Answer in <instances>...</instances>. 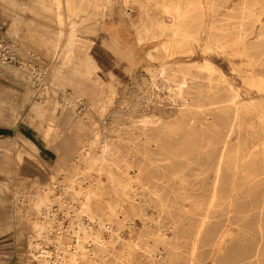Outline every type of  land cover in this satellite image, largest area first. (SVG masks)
<instances>
[{"label":"rangeland","instance_id":"374dc122","mask_svg":"<svg viewBox=\"0 0 264 264\" xmlns=\"http://www.w3.org/2000/svg\"><path fill=\"white\" fill-rule=\"evenodd\" d=\"M0 26V264H264V0H0Z\"/></svg>","mask_w":264,"mask_h":264},{"label":"crops","instance_id":"0c3cea01","mask_svg":"<svg viewBox=\"0 0 264 264\" xmlns=\"http://www.w3.org/2000/svg\"><path fill=\"white\" fill-rule=\"evenodd\" d=\"M11 78V82L13 84H15L14 79L12 77ZM9 76H7L5 74V71L0 74V79H6L7 81L10 80ZM17 94H15L14 91L9 90L7 88H5L4 84L2 83V81H0V100H2V102H6L8 100L11 101L10 99H12L13 102H15L16 98H17ZM10 116V112L8 110L7 113L3 114L2 118H7L9 119ZM20 134V126H10L8 125V123L1 121L0 119V150L1 148H6L5 145H9L6 140H8V137H19ZM1 137H5V139H1ZM5 140V141H4ZM27 143L30 144L31 147L35 148L37 147L33 142H31L30 140H27ZM6 264V263H5ZM8 264V263H7Z\"/></svg>","mask_w":264,"mask_h":264},{"label":"built area","instance_id":"2783aa9c","mask_svg":"<svg viewBox=\"0 0 264 264\" xmlns=\"http://www.w3.org/2000/svg\"><path fill=\"white\" fill-rule=\"evenodd\" d=\"M21 61L18 49L14 42L8 40L3 32V26H0V74H2L8 66L21 68Z\"/></svg>","mask_w":264,"mask_h":264},{"label":"bare ground","instance_id":"6f19581e","mask_svg":"<svg viewBox=\"0 0 264 264\" xmlns=\"http://www.w3.org/2000/svg\"><path fill=\"white\" fill-rule=\"evenodd\" d=\"M74 2H75V1H74ZM84 2H85V1H84ZM82 3H83V2H82ZM59 5H60V4H59ZM178 8H179V7H178ZM92 9H93V8H92ZM79 10H80V9H79ZM175 10H176V9H175ZM67 11H68V10H67ZM71 11H72V10H71ZM182 11H183V10H182ZM69 12H70V11H69ZM79 12H80V11H79ZM185 12H186V11H185ZM184 14H185V13H184ZM181 16H182V15H181ZM182 17H183V16H182ZM176 18H177V17H176ZM179 18H180V17H179ZM178 20H179V19H178ZM183 21H184V20H183ZM179 22H181V21H179ZM179 25H180V24H179ZM262 25H263V24H262ZM77 26H78V25H77ZM175 26H176V25H175ZM176 27H177V26H176ZM180 28H181V27H180ZM262 28H263V27H262ZM179 30H180V29H179ZM174 32H175V31H174ZM182 32H183V31H182ZM184 32H185V30H184ZM173 34H174V33H173ZM174 36H175V35H174ZM181 36H184V35H181ZM72 37H73V36H72ZM72 40H73V39H72ZM208 60H209V59H208ZM205 61H206V60H205ZM163 64H164V63H163ZM206 65H207V64H206ZM253 65H254V64H253ZM167 66H168V65H167ZM161 67H162V66H161ZM207 67H208V66H207ZM209 67H211V66L209 65ZM157 70H158V69H157ZM187 70H188V69H187ZM158 71H159V70H158ZM179 71H180V70H179ZM252 71H253V70H252ZM155 72H156V71H155ZM155 72H154V73H155ZM161 72H162V71H161ZM187 72H188V71H187ZM187 72H186V73H187ZM162 73H164V72H162ZM186 73H185V74H186ZM181 74H182V73H181ZM185 74H184V75H185ZM164 76H165V75H164ZM162 77H163V76H162ZM164 78H165V77H164ZM169 78H170V77H169ZM169 78H168V79H169ZM183 78H184V77H183ZM149 79H151V78H149ZM152 79H153V78H152ZM152 79H151V80H152ZM168 79H167V80H168ZM175 81H176V80H175ZM170 82H171V81H170ZM170 82H169V83H170ZM166 83H167V82H166ZM176 84H177V83H176ZM178 84H181V82H180V83L178 82ZM183 84H184V83H183ZM166 85H167V84H166ZM168 86H169V85H168ZM184 86H185V85H184ZM182 87H183V86H181L180 88H182ZM164 88H165V87H164ZM186 88H187V87H186ZM165 89L168 90V87L165 88ZM165 89H164V90H165ZM173 89H174V88H173ZM263 90H264V89H263ZM168 91H169V90H168ZM177 91H178V90H177ZM172 92H173V91H172ZM173 95H174V94H173ZM177 95H178V94H177ZM237 95H238V94H237ZM182 96H183V95H182ZM233 96H234V95H233ZM235 96H236V94H235ZM172 97H173V96H172ZM183 97H184V96H183ZM230 97H231V96H230ZM175 98H176V97H175ZM181 98H182V97H180V99H181ZM228 98H229V97H228ZM171 99H172V98H171ZM228 100H229V99H228ZM172 101H173V99H172ZM174 101H175V100H174ZM174 101H173V102H174ZM224 101H225V100H224ZM230 101H232V100H230ZM234 101H235V100H234ZM180 102H181V101H180ZM180 102H179V103H180ZM181 103H182V102H181ZM221 103H222V102H221ZM224 103H225V102H224ZM233 103H234V102H233ZM235 104H236V103H235ZM178 105H180V104H178ZM223 105H224V104H223ZM223 105H222V106H223ZM230 107H232V106H230ZM223 108H224V107H223ZM233 108H234V107H233ZM227 109H228V108H227ZM232 110H233V109H232ZM232 114H233V113H232ZM232 114H231V115H232ZM191 115H193V114H191ZM184 116H185V115H184ZM194 116H195V114H194ZM230 117H232V116H230ZM185 118H187V117L185 116ZM191 119H192V118H190V120H191ZM153 120H154V119H153ZM231 121H232V120H231ZM143 122H144V120H143ZM147 122H148V121H147ZM232 123H233V122H232ZM232 123H231V124H232ZM145 124H146V123H145ZM145 124H144V125H145ZM158 124H159V123H158ZM257 131H258V130H257ZM251 133H253V132H251ZM253 135H254V134H253ZM251 136H252V135H251ZM252 138H253V137H252ZM256 138H257V137H256ZM256 138H255V139H256ZM238 144H239V143H238ZM239 147H240V146H239ZM255 148H256V147H255ZM103 149H105V148H103ZM249 151H250V150H249ZM225 153H226V155H227V152H226V151H225ZM239 153H240V151H239ZM219 154H220V153H219ZM254 154H256V152H255ZM247 156H249V155H247ZM100 158H101V157H100ZM232 158H233V157H232ZM238 158H239V156H238ZM225 159H226V157H225ZM229 160H232V159H229ZM234 160H235V157H234ZM236 160H237V158H236ZM94 161H95V160H94ZM94 161H93V162H94ZM231 162H233V160H232ZM235 163L237 164V162H235ZM225 164H226V163H225ZM229 164H230V162H229ZM234 165H235V164H234ZM234 165H233V166H234ZM240 165H241V164H240ZM240 165H239V166H240ZM238 169H239V168H238ZM217 171H218V170H217ZM232 171H233V169H232ZM234 171H235V169H234ZM214 177H215V176H214ZM216 179H217V178H216ZM235 179H236V178H235ZM101 183H102V182H101ZM215 183H216V182H215ZM214 185H215V184H214ZM214 185H213V186H214ZM116 189H117V188H116ZM212 191H213V190H212ZM213 193H214V192H213ZM217 195H218V194H217ZM213 196H214V195H213ZM218 197H219V196H218ZM214 199H215V198H214ZM91 201H92V200H91ZM86 202H87V201H86ZM92 202H93V201H92ZM84 203H85V202H84ZM108 203H109V202H108ZM82 204H83V203H82ZM86 204H87V203H86ZM106 205H107V204H106ZM80 207L82 208V206H80ZM85 207H86V206H85ZM87 207H88V206H87ZM90 207H91V206H90ZM78 208H79V207H78ZM110 208H111V207H110ZM112 208H113V207H112ZM83 209H84V208H83ZM87 210H88V208H87ZM89 210H90V209H89ZM111 211H112V209H111ZM112 212H114V211H112ZM112 212H111V213H112ZM89 216H90V215H89ZM103 219H104V218H103ZM105 220H106V219H105ZM109 220H110V219H109ZM95 222H96V221H95ZM101 224H102V223H101ZM83 231H84V230H83ZM87 232H88V231H87ZM85 233H86V231H85ZM92 233H93V232H92ZM93 236H94V235H93ZM96 236H97V235H96ZM74 244H75V243H74ZM98 245H99V244H98ZM103 246H104V244H103ZM66 249H67V248H66ZM69 250H70V249H69ZM69 250H67V251H69ZM84 251H85V249H84ZM72 255H73V254H72ZM85 255H86V254H84V256H85ZM84 256H83V257H84ZM87 256H88V254H87ZM42 257H43L45 260H48V259H47L48 256L45 255L44 252H43V256H42ZM49 257H50V256H49ZM67 257H68V256H67ZM69 257H70V256H69ZM62 259H63V258H62ZM82 259H83V258H82ZM49 261H50V260H49ZM60 261H61V260H60ZM67 261H68V260H67ZM69 261H70V260H69ZM53 262H54V261H53ZM58 263H59V261H58ZM60 263H61V262H60ZM62 263H63V262H62ZM66 263H67V262H66ZM63 264H64V263H63ZM69 264H70V263H69ZM71 264H72V263H71Z\"/></svg>","mask_w":264,"mask_h":264}]
</instances>
